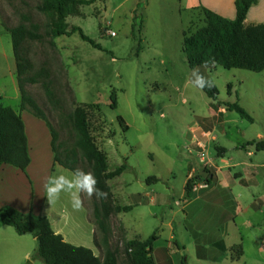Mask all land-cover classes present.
Listing matches in <instances>:
<instances>
[{
  "label": "rangeland",
  "instance_id": "374dc122",
  "mask_svg": "<svg viewBox=\"0 0 264 264\" xmlns=\"http://www.w3.org/2000/svg\"><path fill=\"white\" fill-rule=\"evenodd\" d=\"M40 1L0 0V100L22 110L8 28L21 22L30 28L37 25L40 36L26 40L24 56L31 60L34 73H48L51 93L44 87V78L25 86L57 131L61 150L75 142L70 114L79 105H91V133L107 153L110 168L124 162L130 166L107 182L106 199L113 207L133 206L110 216L112 248H118L119 264H130L128 242L121 245L122 239L145 240L155 231L158 239L153 256L158 264H182L183 256L186 264H264V176L259 178L260 188L240 186L237 217L226 207L224 222L230 234L223 220L213 230L217 221L213 207L201 199L187 198L185 189L189 178L210 175L216 155L224 153L218 144L230 148L239 139L264 135V71L203 66L195 70L215 81L219 96L213 99L195 88L184 38L205 25V15L201 8L187 9L185 0H95L82 5L78 14L66 16L69 25L79 26L81 32L57 37L50 33L47 14L38 9ZM237 100L254 121L233 110L223 118L215 112V106ZM23 112L26 120L34 116L29 109ZM191 139L197 140L191 143ZM79 169L91 173L83 159ZM72 172L56 162L45 171L42 184L51 176H71ZM148 176L160 180L147 183ZM135 192L143 198L151 193L146 200L134 201L129 194ZM80 199L83 208L79 209H73L69 194L47 204L59 213L72 212L78 221L72 233L88 236V243L95 247L88 216L93 222L94 203L100 199L86 193ZM237 229V234L232 233ZM210 238L224 241L213 245ZM223 243L229 247L223 249ZM238 245H242L241 256Z\"/></svg>",
  "mask_w": 264,
  "mask_h": 264
},
{
  "label": "trees",
  "instance_id": "16d2710c",
  "mask_svg": "<svg viewBox=\"0 0 264 264\" xmlns=\"http://www.w3.org/2000/svg\"><path fill=\"white\" fill-rule=\"evenodd\" d=\"M95 0H41L38 9L47 14L50 19V33L53 37L71 35L80 31L76 25L70 26L66 21L68 14H78L82 5H90ZM258 0H236V18L228 19L213 10L201 7L205 15V25L193 33L185 34L184 52L189 66L197 69L203 66H222L226 69L240 68L254 72L264 71V23L246 25L245 20L250 7ZM14 50L17 66V80L21 94V109H29L41 119H44L52 132V146L55 152V161L72 170L79 169L80 161H87L91 167V174L96 179V187L105 197L94 203L93 222L96 225L95 242L103 251V259L86 246L75 245L65 240L57 233L50 219L45 215H36L32 212L25 214L18 209L5 205L0 208V225L14 226L19 234L32 233L38 240V247L34 259H41L46 264H119L117 252L112 248L110 216L112 212L130 211L132 205L116 206L107 201L109 191L108 181L121 175L130 166L127 162L110 168L108 156L96 143L90 129L88 106L79 105L70 114V120L75 132L74 145L69 147L58 143V133L46 117L39 103L26 89V83H36L44 78L43 84L48 93H51L46 72L34 73L32 63L24 56V43L28 38H39V27L30 28L24 22L8 28ZM82 34V33H81ZM97 48L101 46L90 37L83 35ZM215 86L205 87L203 91L213 99L219 96V88L211 77ZM232 84L229 85L231 90ZM229 90V92H230ZM227 110L236 111L241 117L254 121L253 116L239 101L226 102ZM247 145H255L257 151L262 150L264 140H253ZM246 145H243L245 148ZM31 158L28 148V137L25 123L20 112L4 104L0 100V166L4 163L13 164L26 170ZM80 170V169H79ZM211 175V172H209ZM210 175L205 179L201 175L187 180L186 196L190 198L194 184L204 180L210 184ZM147 183L157 182L156 176H148ZM158 239L157 231L147 239L134 238L128 242V257L130 264H158L153 256L154 243ZM226 249L224 244H221ZM237 247L233 246L235 250ZM239 255H243L242 245H238ZM186 256L182 257V264H186ZM26 264H33L28 261Z\"/></svg>",
  "mask_w": 264,
  "mask_h": 264
},
{
  "label": "crops",
  "instance_id": "0c3cea01",
  "mask_svg": "<svg viewBox=\"0 0 264 264\" xmlns=\"http://www.w3.org/2000/svg\"><path fill=\"white\" fill-rule=\"evenodd\" d=\"M235 2L236 0H185V6L187 9L206 7L233 20L236 18ZM259 23H264V0H258L256 4L250 7L245 20L246 25ZM21 111L28 137L31 161L26 170L9 163H4L0 166V208L10 205L25 214L32 212L36 215H45L50 219L54 230L63 235L65 240L75 245L89 247L103 259V251L95 242L96 225L90 219V215L88 219L92 223L93 228L91 231L94 235V240L90 236V241L94 242L95 247L88 243V236L85 237L81 232L72 233V225L78 223L74 219L72 212L62 210L59 213V211H54L47 204L45 185L42 183L44 178H46L44 175L45 171L48 168L52 169L56 163L52 146V132L44 119L34 115L33 117H27L28 120H26L24 110ZM227 111L225 104L215 106V112L221 114L222 118ZM196 140L191 139L190 141L195 143ZM253 140H264V135L260 134L258 139H239L230 148L218 144L217 149H224V153L216 155L217 158L216 160L214 159V169L210 171L211 180L209 186L193 190L191 197H194V200L201 199L206 206L210 205L215 210L214 219H217V221L213 230L218 229L221 224L220 221L223 220L222 224L225 223L224 225H226V233L230 234L228 231L229 224H226V220L224 222V215L228 213L226 209L228 206L234 210L237 217L240 207L241 192H239V189L241 185L249 188L253 185L260 188L259 178L264 176V155H262L264 146L262 150H259L263 153L261 154L260 152L258 154L255 145H247L248 142ZM200 142L204 143V140ZM215 142L219 143V139H216ZM243 145H246V147L243 148ZM150 193H146V197L143 198L141 194L135 192L129 194V198L134 201L146 200ZM260 193L258 198L261 200L263 195L260 196ZM151 200L154 201L155 199L152 197ZM191 201L188 200V204ZM252 205L254 206L253 203ZM235 226L237 227V225ZM123 228L126 230L125 225H123ZM238 232V229L232 231V233L236 234ZM74 235L77 236L75 237ZM132 239H122L120 244L122 245L125 240L129 242ZM221 240L224 241L223 238ZM221 240L212 238L210 241H212L211 244L216 245V242H221ZM111 244H113L112 240ZM224 245L226 248L229 247L227 243ZM37 247L38 240L32 233L19 234L14 226L8 224L0 225V264H26L28 261H33V264H46L41 259H34ZM114 250L118 255V248ZM127 251L128 247L126 248V254L128 255Z\"/></svg>",
  "mask_w": 264,
  "mask_h": 264
},
{
  "label": "clouds",
  "instance_id": "9594fccd",
  "mask_svg": "<svg viewBox=\"0 0 264 264\" xmlns=\"http://www.w3.org/2000/svg\"><path fill=\"white\" fill-rule=\"evenodd\" d=\"M192 84L195 88L204 89L205 87L212 88L215 86L211 79H206L197 70L192 71ZM86 193L89 197L95 194L97 197H105L103 193L96 187V179L91 173H85L79 169L71 173V176L64 174L54 175L48 178L45 185V196L47 202L51 205L57 202L62 194L71 196V206L73 209H79L81 206L80 194Z\"/></svg>",
  "mask_w": 264,
  "mask_h": 264
},
{
  "label": "built area",
  "instance_id": "2783aa9c",
  "mask_svg": "<svg viewBox=\"0 0 264 264\" xmlns=\"http://www.w3.org/2000/svg\"><path fill=\"white\" fill-rule=\"evenodd\" d=\"M112 35H115V31H110ZM209 186V183H207L204 180H198L193 187V190H198L199 188H206Z\"/></svg>",
  "mask_w": 264,
  "mask_h": 264
}]
</instances>
